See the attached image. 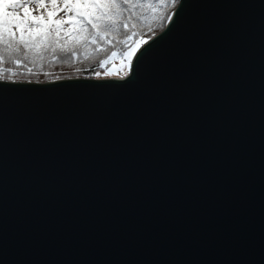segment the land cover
Masks as SVG:
<instances>
[{"label": "water", "instance_id": "1", "mask_svg": "<svg viewBox=\"0 0 264 264\" xmlns=\"http://www.w3.org/2000/svg\"><path fill=\"white\" fill-rule=\"evenodd\" d=\"M131 74L0 80V264H264V0H179Z\"/></svg>", "mask_w": 264, "mask_h": 264}, {"label": "snow or ice", "instance_id": "2", "mask_svg": "<svg viewBox=\"0 0 264 264\" xmlns=\"http://www.w3.org/2000/svg\"><path fill=\"white\" fill-rule=\"evenodd\" d=\"M176 4L177 0H0V80L5 78L6 71L11 72L4 67L5 52H19L21 45L37 54L48 49L55 53L59 49L70 53L71 59L77 58L80 47L92 44L100 51L103 50L101 42L114 48L113 41L125 45L118 70L123 72L120 78L124 79L132 72L133 58L152 39L151 35L147 39L144 36L134 39L138 35L133 30L137 24L130 22L134 17L148 22V31L154 34L152 22L163 27L166 21H172L173 14L164 10ZM38 9H45L46 14H36ZM121 29L131 35L118 40ZM115 56L117 52L113 51L100 62V67L104 68ZM110 73L111 69L105 74Z\"/></svg>", "mask_w": 264, "mask_h": 264}, {"label": "trees", "instance_id": "3", "mask_svg": "<svg viewBox=\"0 0 264 264\" xmlns=\"http://www.w3.org/2000/svg\"><path fill=\"white\" fill-rule=\"evenodd\" d=\"M179 0H177L178 3ZM177 5V4H176ZM175 5V6H176ZM174 9L171 5L164 10L171 13ZM59 16H64V13H60ZM130 23H136L137 27L133 29L137 32V36L134 39H138L140 36H144L145 39L148 36H152L159 32L163 27H157V22H152L151 26L155 30L154 34L149 33V23L145 21L136 20ZM166 23V22H165ZM125 35H131L130 32H125L121 29L117 39L123 40ZM115 47L113 48L110 44H102L100 51L95 50L96 45L88 44L85 47L77 49V58H69L70 53L61 52L59 49L55 53L48 49L40 54L34 53L33 51L26 50L21 45L19 46V52L9 54L5 52V69H11V72L6 71L4 73L5 78L2 80L10 81H52L60 78L67 77H86V78H99L95 75L96 72L101 73L103 68L100 67V62L111 56L113 51L117 52V55H121L125 51V45L113 41ZM131 45L132 41H128ZM58 57V58H57ZM87 57V58H86ZM14 61H19L16 63ZM111 60L107 65L111 64ZM31 69V72H29ZM11 77V79H8Z\"/></svg>", "mask_w": 264, "mask_h": 264}, {"label": "rangeland", "instance_id": "4", "mask_svg": "<svg viewBox=\"0 0 264 264\" xmlns=\"http://www.w3.org/2000/svg\"><path fill=\"white\" fill-rule=\"evenodd\" d=\"M40 12H44L46 14V10L45 9H38L36 14H39ZM60 14V13H59ZM113 62L109 65H106L102 72L100 73V75L98 76L99 78H105V77H117V76H122L123 72L122 71H118L120 68V64H121V55H117L115 57L112 58ZM102 69V68H101ZM111 69V73L106 75L105 73Z\"/></svg>", "mask_w": 264, "mask_h": 264}, {"label": "bare ground", "instance_id": "5", "mask_svg": "<svg viewBox=\"0 0 264 264\" xmlns=\"http://www.w3.org/2000/svg\"><path fill=\"white\" fill-rule=\"evenodd\" d=\"M118 77H120V76H118Z\"/></svg>", "mask_w": 264, "mask_h": 264}]
</instances>
